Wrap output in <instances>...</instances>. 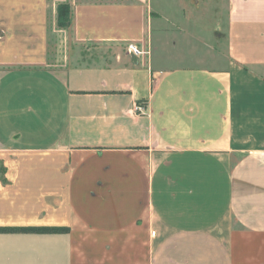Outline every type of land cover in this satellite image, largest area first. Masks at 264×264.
I'll use <instances>...</instances> for the list:
<instances>
[{"label":"crops","instance_id":"obj_1","mask_svg":"<svg viewBox=\"0 0 264 264\" xmlns=\"http://www.w3.org/2000/svg\"><path fill=\"white\" fill-rule=\"evenodd\" d=\"M3 2L0 264H264V0Z\"/></svg>","mask_w":264,"mask_h":264},{"label":"rangeland","instance_id":"obj_2","mask_svg":"<svg viewBox=\"0 0 264 264\" xmlns=\"http://www.w3.org/2000/svg\"><path fill=\"white\" fill-rule=\"evenodd\" d=\"M65 3L68 4L71 11L69 2ZM37 4V0H4L2 6L5 7L6 5H10L18 8L19 6L24 5L28 8L35 9ZM31 12L34 13V11ZM32 22H34V19ZM55 27V30H51L49 33L48 65L50 68L57 69L61 68L64 61V54L72 53L73 55H76L75 57H78L77 55L86 53L87 50L84 45L78 44L73 40L71 26L64 30H60L57 26ZM75 63H80V60L78 59Z\"/></svg>","mask_w":264,"mask_h":264},{"label":"trees","instance_id":"obj_3","mask_svg":"<svg viewBox=\"0 0 264 264\" xmlns=\"http://www.w3.org/2000/svg\"><path fill=\"white\" fill-rule=\"evenodd\" d=\"M56 26L64 30L72 26V13L68 4L58 3L56 7ZM67 229L58 227H3L0 233H25V234H58L64 233Z\"/></svg>","mask_w":264,"mask_h":264},{"label":"built area","instance_id":"obj_4","mask_svg":"<svg viewBox=\"0 0 264 264\" xmlns=\"http://www.w3.org/2000/svg\"><path fill=\"white\" fill-rule=\"evenodd\" d=\"M127 51H128L129 53H131V54H134V55H140V54H141V51H139V50L137 49V47H135L134 45H128V46H127ZM133 110H134L135 112H140V111H141V109H140L139 106H134V107H133ZM152 235H154V233H152Z\"/></svg>","mask_w":264,"mask_h":264}]
</instances>
